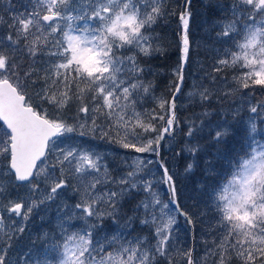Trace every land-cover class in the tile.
I'll list each match as a JSON object with an SVG mask.
<instances>
[{"label": "snow or ice", "instance_id": "snow-or-ice-1", "mask_svg": "<svg viewBox=\"0 0 264 264\" xmlns=\"http://www.w3.org/2000/svg\"><path fill=\"white\" fill-rule=\"evenodd\" d=\"M190 4L183 0L169 11L167 0H30L22 11L11 4L5 8L7 19L0 14V25L8 29L0 41V264H9L14 239L25 232L34 211L67 188L78 199L64 203L56 228L43 234L58 254L44 264H209V259L211 264L234 259L264 264V144L255 140L222 175H213L212 162L206 161L205 171L215 179L211 199L217 235L204 241V255L197 258L194 247L178 242V218L194 228L196 213L180 207L175 173L161 149L181 125L177 99L189 62ZM232 13L217 33L231 47L204 77L214 85L219 76L226 90L194 86L192 102L264 90V0H234ZM168 16L179 20L180 60L172 70L169 95H153L154 106L144 108L143 97L153 85L141 79L145 68L139 58L162 51L160 37L150 30ZM227 70L234 86L220 76ZM248 111H264V99L249 102ZM186 124L187 137L203 131L204 121ZM250 130L256 132V123ZM68 134L88 139L64 144ZM228 135L229 129L218 125L212 139L221 144ZM95 140L132 153L130 164L123 160L130 170L114 175L104 154L90 143ZM185 150L193 157L185 167L190 173L202 149L196 144ZM144 154L157 159L146 160ZM153 163L160 177L144 179L146 166ZM156 184L167 187L168 201ZM13 187L26 194L12 197ZM138 191L144 197L131 208L133 214L122 215L124 201ZM74 220L83 226L73 230ZM105 220L133 231L138 223L148 235L101 238L98 229Z\"/></svg>", "mask_w": 264, "mask_h": 264}, {"label": "rangeland", "instance_id": "rangeland-1", "mask_svg": "<svg viewBox=\"0 0 264 264\" xmlns=\"http://www.w3.org/2000/svg\"><path fill=\"white\" fill-rule=\"evenodd\" d=\"M202 1L205 2L206 0ZM220 1L222 0H217V3L221 4ZM168 2L169 0H167V7H169ZM233 3L234 0L230 5L224 7L219 19L214 21L205 19L198 22L194 27V34L190 36L191 46L189 62L185 68V86L177 99V114L181 120V125L177 129L174 137L167 139L166 142H162L163 147L161 149V158L166 162L170 171L175 173L174 178L177 182L178 200L181 207L184 210L196 213V215L193 216L195 221L193 231L186 224L182 216L178 218L179 228L177 235L180 245L184 247H194V254L197 258L204 255V241H211L213 237L217 235L215 231L216 218L211 199L215 179L210 178L209 174L206 173L205 169L208 166L206 165V161L212 162L211 166L214 167L213 175L217 173L222 175L224 171L220 170V168H224L225 171H228L230 162V160L221 153L222 145L214 143L212 139L214 130L218 125L226 126L229 129L228 136L232 135L234 140H238L239 144L240 139L242 140L241 145L243 146L242 150H244V152L249 151V144L252 143L253 140L260 144H264V111H261L259 114H253L248 111L249 102L254 104L257 100L264 99V90L257 87L253 90H245L243 94L237 92L233 97H222L217 99L216 96H213L212 100L209 102L212 106L207 107L203 105V110H195L201 107L198 97L195 102L190 101L189 98V93L193 91L194 86H199L200 84L216 89L218 93L219 90H226V86L219 76L214 85L210 84L209 79H205L204 77L206 73L212 72L215 61L224 54L225 50L231 47V41H229L228 38H218L217 33L221 31V25L227 23L232 18ZM10 4L14 5L16 10L22 11L24 7L29 6L30 0H0V14H4L5 19H7V14L4 13V9L10 7ZM192 16L190 19V26L195 20ZM242 26L243 22L238 25V27ZM167 28L165 27V34L157 29L156 24L153 25L150 30L153 35L160 37L158 43L162 51L164 48L163 44L166 42L169 33ZM7 32V27L5 25H0V41L4 40ZM189 32H191V28ZM158 53L159 52H153L150 56L141 57H152ZM20 55V53H17V56ZM143 67L145 71L149 69L148 66ZM176 67L177 65L173 66L171 71L168 72L167 75H169V77L174 78L172 70ZM151 74L152 73H150V75ZM232 74L231 70H227L220 74V76H226L228 78L227 86H234L231 84ZM141 79L145 83L150 82L152 84L153 81L152 77L148 80L145 79V72ZM162 93V89L160 91H155L153 89L152 93L144 96V108H152L154 106L153 95L159 97ZM209 108L212 109L210 110ZM204 112H207L208 115H202ZM188 120H195L197 125L200 124V121H204L203 131L199 132L194 137H187L185 133L187 131L186 121ZM253 122L257 125L255 133L250 130V125ZM86 139L88 138H81L76 134H68L63 138V141L64 144H68ZM90 143L96 147L97 151L104 154L105 162L109 165L114 175H119L121 172L130 170L123 163L125 159H127L129 164L131 163L133 154L128 150L121 149L118 145L109 144L106 141L95 140L90 141ZM64 144H61V146H64ZM196 144L200 145L202 150L196 156L195 166L197 167L202 164L205 175L192 179V175L185 172V164L178 158L179 155L186 156L189 157V162H191L193 157L185 149L190 145ZM144 158L153 161L157 159L153 154H144ZM160 175L161 172L158 165L153 163L146 166L143 178L158 179ZM155 187L156 190L159 191L161 199L168 201L169 196L167 187L163 184H156ZM25 194L26 190L24 188H11L12 197H16L17 195L24 196ZM143 197L144 193L140 191L127 197L123 203L121 214L131 216L133 214L131 208ZM77 199L78 197L73 192L72 188H67L58 195L55 201H48L37 208L26 222V230L22 234L23 238L30 241H23L19 239V236L16 237L17 239L13 247L9 250V264H25V261H28V264H44L45 261L57 258L58 254L51 250L52 241L44 240L43 234L51 233L53 229L56 228L59 219L63 215L61 211L63 204H73ZM201 213H203V215H201ZM5 215L7 216V214ZM13 219L22 223L17 217H13ZM72 224L74 225L73 230H77L83 226V221L74 220ZM121 224H123V220H121ZM133 228L135 231H133L132 228L121 229L119 225L113 224L111 220H105L104 227L98 229V235L101 238L103 236L110 237L117 233H122L128 238L137 234L148 235V230L138 223H134ZM209 264H211V259H209ZM232 264H239V261L234 259Z\"/></svg>", "mask_w": 264, "mask_h": 264}, {"label": "trees", "instance_id": "trees-1", "mask_svg": "<svg viewBox=\"0 0 264 264\" xmlns=\"http://www.w3.org/2000/svg\"><path fill=\"white\" fill-rule=\"evenodd\" d=\"M224 1V2H222ZM220 1L221 4L217 3V0H206L203 2L202 0H191L190 9L193 13V19H195L191 26L189 27V30L191 28V32H189V37L194 34V27L198 22H201L205 19L207 20H217L220 17L221 12L223 11L225 6L230 5V3L233 2V0H222ZM183 0H169L168 9L171 11L173 8H176L177 5L182 4ZM156 27L158 30L162 31L165 34V27L167 28L168 36L166 42H164V48L163 51H160L158 54L142 58L140 57V63L142 66H148L149 69H146L145 71V79H150L152 77L153 81L152 84L153 89L155 91H160L162 89L163 95H169V88H170V82L174 80V78L169 77L168 72L171 71V68L175 65H178V62L180 60V24L177 16H168L165 18H162L157 21ZM150 73H152L150 75ZM185 86V82H184ZM206 105L207 107L212 106L209 102H205L201 104L200 109L197 108L195 110H203L202 106ZM210 110L212 108H209ZM71 111V109H70ZM242 140L240 139V144L238 143V140H234L233 136L230 135L226 137L221 143L222 150L221 153H223V156L226 157L228 160L233 161L235 158L242 156L245 152L243 149V146L241 145ZM179 147V146H178ZM242 150V151H240ZM180 161H182L186 165L189 163V157L179 155L178 158ZM220 170L224 171L223 173L227 172L224 170V168H220ZM193 172H190L189 175H192V179L195 177H203L205 175L204 167L202 164L199 166H195L192 170ZM215 181V180H214ZM17 238L14 239L13 245L15 243ZM19 239L23 241H30L26 238H23L22 235H19ZM9 263L10 260L8 259Z\"/></svg>", "mask_w": 264, "mask_h": 264}, {"label": "water", "instance_id": "water-1", "mask_svg": "<svg viewBox=\"0 0 264 264\" xmlns=\"http://www.w3.org/2000/svg\"><path fill=\"white\" fill-rule=\"evenodd\" d=\"M183 87V86H182ZM180 94H178V97H179Z\"/></svg>", "mask_w": 264, "mask_h": 264}]
</instances>
